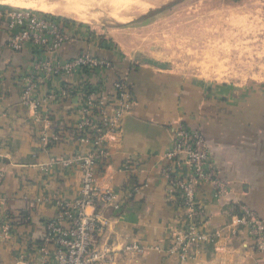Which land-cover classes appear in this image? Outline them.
<instances>
[{
	"label": "crops",
	"instance_id": "crops-1",
	"mask_svg": "<svg viewBox=\"0 0 264 264\" xmlns=\"http://www.w3.org/2000/svg\"><path fill=\"white\" fill-rule=\"evenodd\" d=\"M103 38L111 42L106 34ZM6 40L0 28V170L5 174L1 193L14 223L11 236L0 237V264H21L36 260L45 222L56 215L57 202L77 196L79 173L59 166L49 174L39 170L37 163L49 154L41 149L39 125L19 101L30 56L11 51ZM84 46L70 42L60 54L72 56ZM108 54L128 61L117 48ZM129 81L133 109L121 119V138L110 160L97 169V184L113 190L119 202L118 209L97 204L108 223L95 238L113 253L112 260L102 264H264V252L255 251L242 228L233 236L226 233L218 241L219 250L211 241L193 249L186 260L168 255L165 251L183 223L184 210L177 194L166 193V180L159 172L176 122L197 127L206 137L218 175L231 190L214 198L209 185L200 186L201 228L211 234L225 228L238 211L234 200L264 220V81H197L146 65L136 66ZM74 105L72 98L53 106L51 126L60 134L52 148L56 154L86 149L75 141ZM126 163L130 171L124 169ZM131 241L158 243L163 251L122 253L123 244Z\"/></svg>",
	"mask_w": 264,
	"mask_h": 264
},
{
	"label": "built area",
	"instance_id": "built-area-1",
	"mask_svg": "<svg viewBox=\"0 0 264 264\" xmlns=\"http://www.w3.org/2000/svg\"><path fill=\"white\" fill-rule=\"evenodd\" d=\"M0 28L6 33V46L13 52L30 56V66L21 77L19 101L28 109L39 125L41 149L49 154L37 163L39 170L49 174L54 167L76 169L79 173V191L74 199L59 200L57 213L45 222V234L37 247L34 261L21 264H102L112 260L113 253L95 234L108 223L97 204L119 208L116 193L97 184V169L110 160L112 147L120 141L123 116L130 113L134 97L129 74L136 65L116 61L103 55L116 47L107 46L102 33L84 23L45 12L13 7L0 8ZM70 42L85 45L72 56H63L60 50ZM75 99V141L84 145L64 156L52 151L60 141V134L51 126L53 106ZM164 164L160 174L166 180V193L177 194L184 210L183 223L171 236L166 249L168 255L180 260L191 257L192 250L228 233L236 235L245 229L254 242L255 251L264 252V220L242 201L234 200L237 213L225 228L214 234L201 226L203 211L197 201L200 186H210L214 198L230 193L228 183L220 178L209 151L204 133L197 127L177 121L172 129L170 146L162 153ZM130 171V164H124ZM5 174L0 170V237L11 236L14 223L7 211L1 186ZM36 201H40L37 199ZM87 208L93 209L88 212ZM163 251L160 244L126 242L121 251L138 256L145 252Z\"/></svg>",
	"mask_w": 264,
	"mask_h": 264
},
{
	"label": "rangeland",
	"instance_id": "rangeland-1",
	"mask_svg": "<svg viewBox=\"0 0 264 264\" xmlns=\"http://www.w3.org/2000/svg\"><path fill=\"white\" fill-rule=\"evenodd\" d=\"M29 1L66 5L64 0ZM132 1L135 4L130 9L120 10L118 20L108 14L112 12L109 5L94 4L85 8L96 13L95 19L77 22L106 34L128 59L124 61L136 66H151L197 81H264V0ZM0 6L3 10L14 7Z\"/></svg>",
	"mask_w": 264,
	"mask_h": 264
},
{
	"label": "bare ground",
	"instance_id": "bare-ground-1",
	"mask_svg": "<svg viewBox=\"0 0 264 264\" xmlns=\"http://www.w3.org/2000/svg\"><path fill=\"white\" fill-rule=\"evenodd\" d=\"M27 1H29V0H0V5L6 4V5H12L14 7L16 6V7H22V8L38 9V10H42V11H46V12L57 13L58 15L68 17V18L74 19L76 21L89 22L90 20L95 19L96 13L92 15L91 13L87 12L86 8L88 6L91 7V5H94V4L101 5V6L109 5L112 8V12H108V14L110 13L114 19L118 20L121 17L120 16V10L126 11V9H130L129 7L131 6V3L135 4V1H132V0H64L66 2V5L58 6V5L46 4V3H44V1H42V3H40V4H37L39 2L33 3L31 1H29V3H28ZM35 2H36V0H35ZM137 2H139V0L136 1V3ZM143 3H142V5H144L145 7L149 6V5L147 6L146 4H143ZM138 4H140V2ZM142 5H140V6H142ZM104 8H106V7H104ZM127 11H129V10H127ZM98 13H102V12H98ZM122 15H124V14H122ZM127 17L126 16L124 17V19L126 18V21H127ZM123 21L125 22V20H123Z\"/></svg>",
	"mask_w": 264,
	"mask_h": 264
},
{
	"label": "trees",
	"instance_id": "trees-1",
	"mask_svg": "<svg viewBox=\"0 0 264 264\" xmlns=\"http://www.w3.org/2000/svg\"><path fill=\"white\" fill-rule=\"evenodd\" d=\"M0 8L3 9V7H1V6H0ZM109 44H111V42L107 41V46H108ZM103 55L106 56V57L111 58L110 55L108 54V52H103ZM10 216H11V215H10ZM11 217H12V216H11Z\"/></svg>",
	"mask_w": 264,
	"mask_h": 264
}]
</instances>
